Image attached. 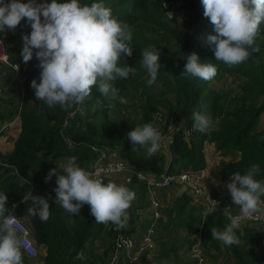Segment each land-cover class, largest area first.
Here are the masks:
<instances>
[{
  "label": "clouds",
  "instance_id": "9594fccd",
  "mask_svg": "<svg viewBox=\"0 0 264 264\" xmlns=\"http://www.w3.org/2000/svg\"><path fill=\"white\" fill-rule=\"evenodd\" d=\"M201 2L203 15L209 19L216 33L207 37L216 61L232 67L249 60L260 51L256 38L261 24H264V0ZM25 18L31 32L22 33L20 55L25 64L34 55L39 61V83L36 79L30 83L37 101L44 102L49 108L59 105L68 110L74 105H82L91 96L95 86L109 100L110 108L115 107L116 103H127L120 95V89L111 82L118 78L127 79L130 73L136 71L134 67L121 63L122 54L129 58L133 55V30L129 24L114 17L110 8L102 3L82 5L79 0H51L50 3L0 0V32L7 29L14 33ZM186 57L182 72L184 76L207 81L217 75V67L211 63H201L196 53ZM159 59L160 50L154 46L142 51L140 64L150 76L146 82L149 86L156 81L160 71ZM253 64L258 67L260 59L254 58ZM14 67L18 70L19 65L15 64ZM193 119L194 130L201 133H207L212 127V117L205 111L193 112ZM127 138L132 146L138 145L145 149L148 157L157 153L163 139L159 126L153 123L135 126L127 133ZM76 162L77 157L71 156L62 169L64 174L53 168L45 176V183L56 177L57 187L53 189L55 200L70 216H78L87 204L90 206V215L97 223L111 222L117 230L125 228L136 191L114 182L105 184ZM16 171L24 179L19 175V170ZM260 172V165L253 164L245 174L237 172L231 176L226 188L233 203L239 207L240 214L231 217V223L223 230L210 228L212 239L222 242L224 246L238 245L240 240L234 229H238L245 219L264 215V179H256ZM29 198L32 206L27 209V214L36 216L38 208L39 220L47 221L51 215L48 197L35 196L29 192ZM7 199L5 192H0V264H23L22 248L28 245V241L18 235L16 217L6 215ZM212 201L217 205V201ZM28 248L35 253V248L30 245Z\"/></svg>",
  "mask_w": 264,
  "mask_h": 264
},
{
  "label": "trees",
  "instance_id": "16d2710c",
  "mask_svg": "<svg viewBox=\"0 0 264 264\" xmlns=\"http://www.w3.org/2000/svg\"><path fill=\"white\" fill-rule=\"evenodd\" d=\"M47 1L48 3L51 2V0ZM161 1L168 2L171 0H79L82 5H91V3L104 4V6L111 9L114 17L121 22H126L130 27L134 26L139 21H142L145 25L150 24L152 26H159L164 31L172 34L176 38L178 44H183L182 52L189 50L190 54L196 53L198 55L201 63L205 62V59H207L211 64L217 67V75L211 80L205 81L198 77H193L191 79L189 78L186 82H180L179 86L184 87L186 99L189 100V111L198 103L205 88L208 87L220 73L245 76L248 81L250 80L253 82V86L258 92L264 94V59L261 58L262 55H264V24H261L260 32L256 38V44H258L260 51L254 54V57L249 58V60L239 65L229 67L223 62L215 60L212 45L208 42L207 37L215 35L216 33L209 19L203 15L204 8L201 0H183L185 6L183 5L182 9L187 10L190 16V20L183 26L175 22L169 23L164 20L159 9ZM57 2H65V0H57ZM155 5H157L159 9V13L153 11ZM184 26L186 36L183 34ZM190 27L193 29L187 34ZM131 46L133 47L132 57H124L122 54L121 62L133 60L138 57L142 58V51L145 49V46L139 44L134 35ZM146 48L149 47L147 46ZM256 57L260 59L258 67L253 64V59ZM169 61L170 60L166 57L164 60H161V62H158L161 65L160 71L175 72L174 67H170L171 62L169 63ZM248 63L252 65L245 69ZM27 64L30 66L31 73H28L22 80L21 87L24 90L22 108L18 113L15 106L12 114L13 116H19L20 129L13 141L12 150L5 155H0V165L7 164L15 170V174L0 182V184L4 183L6 185L0 192H5V195L8 197L6 202L8 210L13 203L17 204L16 214L30 227L36 245L40 243L46 247V263L61 264V261L58 259L61 246L62 249L66 246H72L74 252H76L82 247L90 232L95 228H101L104 224L95 221V218L90 215V206L87 204L82 207L78 216L74 215L73 219L68 218L60 222L57 216V206L60 205L50 199H48V202L51 215L47 221L41 222L39 220L38 208L36 216H29L27 214V209L32 206L29 192L34 195L38 184V174L40 172L45 173L44 167H41V165L44 164V159L76 156L77 165L85 168L88 167L97 156V152L93 151L91 146H105L111 150H116L119 156L135 170L159 174L164 170L163 157L159 153H155L153 156L148 157L145 149L140 148L138 145L132 146L127 138V133L133 130L135 126L152 123V115L149 112L150 109H148V106H144L141 119L129 128L126 135L122 137L118 134L116 124L107 114L105 107L107 105H101L98 109V113L101 116V121L98 126L92 127L88 131H81L77 121L76 126L68 128V135L77 143L75 147L71 149L68 148L59 133L62 118L66 110L62 109L59 105L49 108L44 102L36 100L34 90L30 87V83L35 73L40 74L41 70L37 67L39 61L34 55L33 59ZM173 74L177 80L180 78V73ZM113 84L120 89V95L124 96L126 91L125 81L118 78L116 81H113ZM218 97V93L215 94L212 103V111L211 113L209 112L212 118L218 115L216 120L219 124L215 129L209 131L208 134L199 131L198 134L194 135L193 132L189 143L183 139L181 129L176 130L173 142L170 146V149L176 156L172 166H174L175 163H182V167L175 170L182 168H203L205 166L203 142L206 138H209L211 141L215 142L216 148L222 153L238 152L240 154L239 159L235 162L221 165L220 172L225 177L231 178V176L237 172L243 175L253 164H259L261 172L257 175L256 179H264V133L257 131L256 128L258 117L263 107L254 108L247 112L244 108L234 110L228 109L225 110L223 114H220L215 111ZM30 101L34 103V107L29 109L25 108V106L28 107L27 103ZM1 103L2 102H0V109L2 110V108H5L7 111L3 113V111L0 110V115L7 113L5 116H9V109L12 107L11 104L13 102L11 101L8 103L10 107H7L3 103L1 107ZM108 103H110L109 100ZM84 116L85 114L81 117ZM43 123H45L46 126H44ZM39 154L42 156L40 157ZM17 169L19 170V175L24 179H21L17 175ZM169 169L173 170L172 167H169ZM108 178L109 177H101L100 179L103 183L107 184ZM127 184L128 185L125 186L134 190L136 189L134 186H137L139 189L138 192H140L139 196H143L144 192L146 194V187L143 182L133 178L131 182ZM186 194L191 196L188 192H186ZM229 199H231V197ZM129 216L130 221L135 218V216L130 213ZM216 219L225 227L226 223L224 220L227 224L231 223L219 213H217ZM197 225H199V223ZM202 226H206L205 222ZM60 228H62L61 235L58 234L61 233ZM204 233L205 228L203 229V234Z\"/></svg>",
  "mask_w": 264,
  "mask_h": 264
},
{
  "label": "crops",
  "instance_id": "0c3cea01",
  "mask_svg": "<svg viewBox=\"0 0 264 264\" xmlns=\"http://www.w3.org/2000/svg\"><path fill=\"white\" fill-rule=\"evenodd\" d=\"M30 32L31 28L26 24V19L21 21L20 26L16 28L14 33L7 29H5L4 32H0V36L3 38L7 46L10 61L13 65H18L19 61H17V58L21 56L20 52L23 46L22 33L30 34ZM127 61L128 60H125L121 63ZM7 68L10 69L5 71ZM22 73H31L28 64L24 69H20L18 75L14 73L11 67L0 65V82L6 87V98L2 103L7 107H10L8 103L12 100L20 99L19 91L22 80L27 75L23 76ZM135 73L140 72L137 71ZM35 75L37 76L38 73H35ZM9 80L14 82V86H10V82L9 85H7L6 81ZM123 80L126 84L124 95L127 97V104H123L122 106L126 107V109L118 111L120 107L119 103L111 108L108 106L109 104H104L107 105L105 106L107 114L116 124L117 131H119V129L125 131L137 122L138 118L142 115V107L146 106L144 105V102L147 100L141 93L139 98L131 96L128 90V84L125 79ZM7 96L9 98H7ZM2 103L1 107L3 105ZM27 105L28 108L34 107L32 101L28 102ZM100 106H96L95 114L98 113ZM162 110L163 109H161V111ZM204 111L207 113L208 110ZM163 112L167 113L165 110H163ZM175 112H177V110H175ZM175 112L174 114L177 118L176 126L178 129H184L190 126L193 129L194 135L199 133L198 130H194L193 128L194 119L193 117H189L190 111L183 118L179 117V112ZM6 114L0 115V155H5L12 150L13 141L20 129L19 116H11L12 118H9L11 114L5 116ZM218 124L217 121L215 127H217ZM260 129L263 133L261 125ZM187 142L189 143V140ZM203 152L205 153H203L205 156V166L203 168L206 170L205 177L202 181L203 184L217 195L230 198L231 196L226 185L230 183L229 181L231 178L222 176L219 171H216L217 175L218 173L220 174L218 177H215L214 172L211 175L208 173V166L213 162H211V160L213 158L220 161L224 160L227 154L222 156L223 153L220 150L216 151L214 144L210 145L209 149L204 146ZM157 153L161 154L163 157V169L167 167H172L173 169L182 167L178 166V163H175L174 166H172L176 159L172 150L159 149ZM39 156L41 157L42 155L39 154ZM239 156L240 154L238 152H232L230 155H227V163L235 162L239 159ZM208 157L211 159H208ZM68 159L69 158L67 157L44 159V164L41 165V167H44L45 173L40 172L38 174V184L34 195L48 197V199L54 200L60 205V202L55 200V192L53 191V189L57 187L55 182L56 177L53 176L48 183H45V176L53 168H56L60 174H64L62 169L67 164ZM180 164L182 165V163ZM13 174H15L13 168L9 167L7 164L0 165V182ZM207 180L208 182L212 181V183H209L212 184L211 186L207 185ZM108 182H114L118 185L124 186L128 185L125 182L123 175L109 177ZM5 187L6 185L4 183L0 184V188H2L0 189L1 191ZM134 187L136 188L135 191L137 195L129 209V213L135 216L132 220V225H134V227L131 231L133 236L138 238L142 228L150 223L152 213L145 192L143 196H139L140 192H138V187ZM155 194L161 201V215L155 226V230L157 231L155 248L152 257L140 264H162L164 261H166L167 264H185L186 260L190 257L189 252L192 244L202 249L205 255L206 264H254L255 260H257L259 264L260 228L257 224L251 222L241 223L238 229H234L240 243L238 245L224 246L222 242L212 239L210 228L215 227L218 230H223L229 224L223 219L226 223V227L223 226L222 223L216 219L217 213H208L206 211V206H204L200 199L186 194V190L180 185H171L163 190H157ZM236 207L238 206L236 205ZM59 221L61 222L62 220L59 218ZM204 222L206 225L205 227L201 226ZM198 223L199 225H197ZM110 227L109 222L108 224H104L101 228H95L92 230L82 247L76 252H74L72 246L63 247V249L61 246L58 257L61 264H105L108 254L113 249V237ZM204 228L205 233L203 234ZM60 229L61 233H58L59 235L62 234V228ZM45 256L46 247L43 244L38 243L35 256L26 257L25 255H22L23 264H47Z\"/></svg>",
  "mask_w": 264,
  "mask_h": 264
},
{
  "label": "built area",
  "instance_id": "2783aa9c",
  "mask_svg": "<svg viewBox=\"0 0 264 264\" xmlns=\"http://www.w3.org/2000/svg\"><path fill=\"white\" fill-rule=\"evenodd\" d=\"M22 3H27V0H20ZM37 2H46L47 0H37ZM184 5L183 0H171L161 1L159 4L160 12L166 22H175L180 26L185 25L189 20L187 10L182 9ZM185 6V5H184ZM26 19V18H25ZM0 40L3 41L0 44V65L9 66L13 69L14 73L18 75V70L10 62L9 52L7 46L0 36ZM24 90L21 87L19 91L20 99L16 106V111L19 113L22 108V97ZM6 98V87L0 82V102H4ZM7 98H9L7 96ZM3 113L7 110L2 108ZM85 114L84 103L82 105H74L73 108L65 111L60 128V135L63 138L68 148H73L77 143L68 135V128L76 126L77 118ZM151 121L154 125H158L162 133V142L160 149H166L171 151L170 146L174 139V133L178 129L175 125L176 120L169 114L163 111H156L152 114ZM258 123L261 125L264 133V109L260 112ZM183 139L189 140L192 136V127H186L181 129ZM91 149L97 152L95 160L84 169L92 172L95 177H112L114 175H123L126 183H130L133 178L141 181L145 184L146 194L148 198V204L151 209L152 219L150 223L144 226L140 232L138 238L134 237L131 229L134 227L133 222L128 220L127 226L123 229L117 230L113 224L110 227L113 237V249L108 254L105 264H140L145 260L152 257L153 250L155 248V240L157 231L155 226L160 218L161 201L155 194L157 190L165 189L171 185H180L185 188L191 196L200 199L206 211L208 213L217 212L223 215L227 220L231 222V217L239 215L240 209L236 207L231 199L225 196H219L215 194L211 189H208L203 184L206 170L204 168L191 169L182 168L179 170H170L165 168L161 173H147L138 171L132 168L128 163L122 159L115 150H111L108 147L91 146ZM210 198V199H209ZM217 201V205L212 200ZM264 199V197H262ZM15 205V207H13ZM264 207V205H262ZM17 204L13 203L6 215H14L18 221L15 225L18 235L21 239H26L28 245L31 248H35L33 254L28 245L22 248V253L26 257H33L37 253V245L32 237L30 227L17 216L16 214ZM255 223L259 226L260 230V260L259 264H264V215L254 216L250 219L241 221ZM240 223V224H241ZM202 226V225H201ZM200 226V227H201ZM190 257L186 260L185 264H206L205 255L202 249L196 245L190 247Z\"/></svg>",
  "mask_w": 264,
  "mask_h": 264
},
{
  "label": "rangeland",
  "instance_id": "374dc122",
  "mask_svg": "<svg viewBox=\"0 0 264 264\" xmlns=\"http://www.w3.org/2000/svg\"><path fill=\"white\" fill-rule=\"evenodd\" d=\"M189 1V0H188ZM153 11L155 13H159V9L157 5L153 7ZM133 30V35L137 38V42L141 45L146 47L154 46L157 50H160V59L158 62H161V60H164L166 57L170 60V67H174L173 73H180L179 79L177 80L175 75L169 71L158 72V76L156 81L149 86L146 82L150 78L149 74L147 73L146 69H143L141 67V59L140 57L128 60L126 63L130 67H134L136 69L135 72L139 71L140 73H130L129 77L126 80V83L128 84V90L131 96L133 97H140L141 94L144 98L147 100L144 102L145 107L148 106V109H150L151 115L156 111H161V109L165 110L171 117H173L176 122L177 118L174 114L175 110H177L179 117L183 118L189 111V100L186 99L184 87H180V82H186L189 78L184 76L182 72L184 71L187 55L190 54L189 50L182 52L183 44L177 43L176 38L164 31L159 26H152L150 24L145 25L142 21L137 22L134 26L131 27ZM192 27L189 28L187 31V34L192 31ZM185 26L183 34H185ZM186 36V34H185ZM264 59V55L261 57ZM17 61H19L18 65V72L21 68H25L27 64H25L22 60V57L19 56L17 58ZM11 62V61H10ZM203 63H210L207 59H205V62ZM12 64V63H11ZM123 64V63H122ZM251 63H248L245 67H251ZM24 66V67H23ZM122 66V65H119ZM10 68H7L5 71H7ZM28 73H23L22 75L25 76ZM39 73L38 75H34L33 79H36L37 83H39ZM22 76V77H23ZM32 79V80H33ZM191 79V78H190ZM14 86V82L11 80L6 81L7 85ZM112 83V82H111ZM33 90V89H32ZM143 92H142V91ZM141 93V94H140ZM218 93V99L216 100V108L215 111L219 112L220 114L224 113L225 110L231 109H239L244 108L245 111H250L254 108L263 107L264 109V94H261L256 90L253 86L252 81H248L247 77L242 75H236V74H223L220 73L216 79H214L208 87L203 91V95H201L200 100L198 103L195 104L194 108L190 109L189 117H193V112L198 111H204L208 110L211 113L212 111V103L214 101L215 94ZM159 97V98H158ZM124 98L126 99V95H124ZM13 103L11 104L12 107L9 109L10 117L13 116V109L15 106H17L18 100H12ZM33 103V102H32ZM103 104H109L108 99L102 96L97 90V87L93 86L92 94L90 97L86 98L84 102V111L85 116L84 117H78V126H80L81 131L89 130L92 127H96L100 124L101 116L99 113H94L96 106H100ZM127 104V103H125ZM143 105V106H144ZM119 109L124 110L126 107H123L121 104H119ZM25 108L29 109L27 106ZM32 108V107H31ZM144 107H142L143 109ZM182 108V110H181ZM1 110V109H0ZM162 110V111H163ZM173 111V112H172ZM245 112V113H246ZM244 113V114H245ZM1 114V112H0ZM217 116H214L212 118V127L209 131L212 129H215V123ZM141 119L138 118L137 122ZM175 122V125H176ZM44 126H46L45 123H43ZM130 126L129 128H131ZM177 127V126H176ZM128 128V129H129ZM257 131H261L259 123L257 124ZM125 131L119 129L118 134L124 137L126 135L127 130ZM208 131V132H209ZM207 132V134H208ZM197 134V133H196ZM195 137V136H194ZM190 141V139H189ZM214 144L215 150L218 151L216 148L215 142L211 141L209 138H206L203 142V148L204 146L209 149V146ZM204 153V152H203ZM232 152L223 153L222 156L230 155ZM205 154V153H204ZM224 158V160H216L212 159V164L208 166V173L211 175L214 172L215 177H218L220 174L224 176L220 170L222 164H227L228 157ZM204 156V155H203ZM205 157V156H204ZM208 159H211L208 157ZM220 161V163H219ZM205 162V158H204ZM210 163V162H209ZM178 166L181 167V164L178 163ZM216 171H219L218 175L216 174ZM210 177V176H209ZM208 179V178H207ZM231 182V180L229 181ZM212 181L208 182L207 185L211 186ZM163 190V189H162ZM185 190V188H184ZM148 201V198H147ZM58 213L57 216L61 220H66L68 218L73 219L74 215L70 216L62 207L57 206ZM113 224L110 222V226ZM254 264H258V261L255 260Z\"/></svg>",
  "mask_w": 264,
  "mask_h": 264
}]
</instances>
